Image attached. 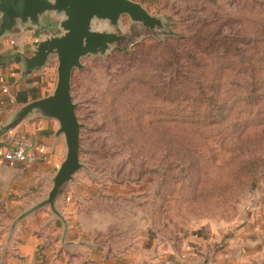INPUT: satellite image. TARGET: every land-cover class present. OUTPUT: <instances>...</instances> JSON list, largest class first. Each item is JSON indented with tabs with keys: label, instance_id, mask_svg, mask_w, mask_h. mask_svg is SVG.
<instances>
[{
	"label": "rangeland",
	"instance_id": "374dc122",
	"mask_svg": "<svg viewBox=\"0 0 264 264\" xmlns=\"http://www.w3.org/2000/svg\"><path fill=\"white\" fill-rule=\"evenodd\" d=\"M139 2L164 27L151 33L123 15L129 42L84 56L72 71L82 167L57 201L66 226L50 207L32 226L38 210L24 212L36 197L12 211L0 200V264H94V252L109 257L142 241L147 259L153 243L178 242L191 230L227 238L250 218L264 221V96L252 109L235 105V124L216 128L170 122L172 106L149 90L184 78L205 84L207 52L228 66L264 68V0ZM48 65L53 86L54 55ZM235 77L227 70L219 81L237 84ZM30 227L39 243L24 258Z\"/></svg>",
	"mask_w": 264,
	"mask_h": 264
},
{
	"label": "water",
	"instance_id": "95a60500",
	"mask_svg": "<svg viewBox=\"0 0 264 264\" xmlns=\"http://www.w3.org/2000/svg\"><path fill=\"white\" fill-rule=\"evenodd\" d=\"M151 33L164 27L162 19L150 14L137 0H0V64L17 59L22 75L40 72L56 57L57 78L52 91L21 106L0 133L15 126L28 115L57 121L56 135L64 136L65 154L50 178L51 187L42 199L24 213L49 206L55 219L66 226L57 206L67 183L82 167L79 157L81 123L71 96L74 68L82 67L88 54H105L112 45L129 42V32L121 29L122 16ZM98 23L102 29L94 28ZM27 50H18L16 40L23 35ZM24 39V38H23Z\"/></svg>",
	"mask_w": 264,
	"mask_h": 264
},
{
	"label": "crops",
	"instance_id": "0c3cea01",
	"mask_svg": "<svg viewBox=\"0 0 264 264\" xmlns=\"http://www.w3.org/2000/svg\"><path fill=\"white\" fill-rule=\"evenodd\" d=\"M27 36L30 39L31 34L16 40L18 50H27ZM47 67L23 76L17 59L0 64V127L9 123L21 106L52 91L54 85ZM57 128L55 119L28 115L0 133V200L11 211L29 197H36V201L42 199L50 189V178L63 160L66 149L64 136L56 135ZM18 143L28 145V151L38 159L33 162L16 160L6 166V152ZM47 207L38 210L32 226L47 218L44 210ZM32 228L25 230L19 247L24 258L33 254L34 245L39 243ZM209 233L191 230L178 242L153 243L152 248L147 249V259L145 241L127 251H112L109 257L94 252L97 259L94 264H264V221L250 218L227 238H215Z\"/></svg>",
	"mask_w": 264,
	"mask_h": 264
},
{
	"label": "trees",
	"instance_id": "16d2710c",
	"mask_svg": "<svg viewBox=\"0 0 264 264\" xmlns=\"http://www.w3.org/2000/svg\"><path fill=\"white\" fill-rule=\"evenodd\" d=\"M206 55L210 58L212 66L208 68L205 84H193L184 78V80L173 83L170 88L164 89L154 85L149 90L154 98L172 106V110L167 112L171 116L170 122L208 125L216 128L231 127L235 124L230 116L235 105L244 104L252 109V102L264 96V79L261 80L259 76H254V74L264 72V68L262 66L255 68L252 64L244 65L243 62L228 66L221 62L223 56L208 52ZM183 58L177 56L176 60L179 62ZM206 69L207 67L203 70ZM227 70L233 73L236 76L235 79H239L240 82L234 84L233 79L224 85L219 81L223 72ZM218 133L216 132L215 135Z\"/></svg>",
	"mask_w": 264,
	"mask_h": 264
},
{
	"label": "built area",
	"instance_id": "2783aa9c",
	"mask_svg": "<svg viewBox=\"0 0 264 264\" xmlns=\"http://www.w3.org/2000/svg\"><path fill=\"white\" fill-rule=\"evenodd\" d=\"M7 92V89H3ZM28 145L25 143H18L14 148L8 150L5 154L6 166H11L16 160H24L33 162L38 159V156L31 154L28 151Z\"/></svg>",
	"mask_w": 264,
	"mask_h": 264
}]
</instances>
